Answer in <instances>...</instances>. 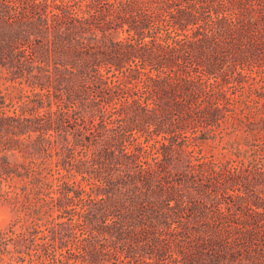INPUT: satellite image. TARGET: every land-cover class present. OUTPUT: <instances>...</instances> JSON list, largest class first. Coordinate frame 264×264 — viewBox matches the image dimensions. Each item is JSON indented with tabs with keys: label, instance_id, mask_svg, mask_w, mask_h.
<instances>
[{
	"label": "trees",
	"instance_id": "trees-1",
	"mask_svg": "<svg viewBox=\"0 0 264 264\" xmlns=\"http://www.w3.org/2000/svg\"><path fill=\"white\" fill-rule=\"evenodd\" d=\"M3 205L57 263L264 264V0H0Z\"/></svg>",
	"mask_w": 264,
	"mask_h": 264
},
{
	"label": "rangeland",
	"instance_id": "rangeland-1",
	"mask_svg": "<svg viewBox=\"0 0 264 264\" xmlns=\"http://www.w3.org/2000/svg\"><path fill=\"white\" fill-rule=\"evenodd\" d=\"M223 141L215 140L208 141L203 143V145L195 144V154L202 155L203 153H210L215 151L219 153V151H229L228 148H223ZM215 146V148H213ZM24 219L16 218L11 211L10 206L3 205L0 206V236H4V240L6 243H9V250L4 256V260L1 258L0 251V264L11 263V264H62L57 263L55 260V255L59 256L60 253H64L66 256H70L72 252L78 253L79 249H77L74 245L70 244L64 249H60L54 252L51 247H47V249H41L36 244L24 248L23 253L18 254L16 252L15 239L19 237L23 229ZM48 223L40 222L38 226V233H36V243L44 241V235L48 232ZM78 235L82 236L83 232L81 229L77 228ZM15 253V254H14ZM14 255V256H13ZM13 259H12V258ZM65 264H83L81 261L76 259H69ZM176 264H185L184 260L179 256L177 258Z\"/></svg>",
	"mask_w": 264,
	"mask_h": 264
}]
</instances>
